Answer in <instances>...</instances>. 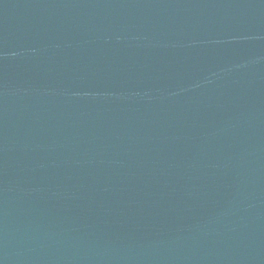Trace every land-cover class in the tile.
<instances>
[{
  "label": "water",
  "instance_id": "1",
  "mask_svg": "<svg viewBox=\"0 0 264 264\" xmlns=\"http://www.w3.org/2000/svg\"><path fill=\"white\" fill-rule=\"evenodd\" d=\"M0 264H264V0H0Z\"/></svg>",
  "mask_w": 264,
  "mask_h": 264
}]
</instances>
